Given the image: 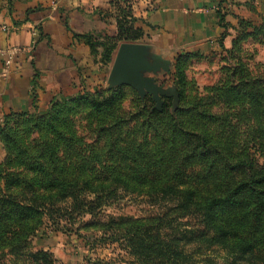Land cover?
<instances>
[{
  "label": "trees",
  "instance_id": "16d2710c",
  "mask_svg": "<svg viewBox=\"0 0 264 264\" xmlns=\"http://www.w3.org/2000/svg\"><path fill=\"white\" fill-rule=\"evenodd\" d=\"M229 3L235 1L220 0L217 11L224 29L218 44L226 51L240 40L233 36L225 45L230 29L239 32L228 15L240 26L247 23ZM135 21L122 7L117 37H84L94 50L102 45V58L110 61L118 41L143 37ZM253 28L264 33V21ZM193 55L178 53L174 59L172 83L180 98L175 113L172 97H163L159 110L150 95L137 112L125 111L126 96L137 94L121 85L54 100L39 114L14 112L0 118L7 151L0 163L1 256L56 264L52 252L29 251L31 239L46 221L89 216L85 228L121 243L145 263L189 264L195 252L218 247L230 264H264V78L240 65L209 95L189 102L184 69ZM217 104L235 110L215 114L210 109ZM13 117L24 118L27 130L38 136L30 143L20 140L6 122ZM77 119L90 137L74 129ZM121 195L142 196L181 216L197 215L203 229L175 228L167 215L105 214L104 207ZM91 264L116 263L97 259Z\"/></svg>",
  "mask_w": 264,
  "mask_h": 264
},
{
  "label": "crops",
  "instance_id": "0c3cea01",
  "mask_svg": "<svg viewBox=\"0 0 264 264\" xmlns=\"http://www.w3.org/2000/svg\"><path fill=\"white\" fill-rule=\"evenodd\" d=\"M230 1V0H229ZM236 3V0H234ZM220 0H0V118L14 112H44L54 100L115 85L113 68L123 45L141 50L149 65H174L178 53L208 55L220 50ZM229 6L236 8L234 4ZM132 12L143 37L120 40L110 61L85 35L99 41L119 34L121 8ZM236 25V19L228 15ZM226 37L230 46L233 29ZM19 52L6 65L7 51ZM171 72V71H170ZM143 75L160 83L164 71ZM172 76V74H171ZM158 78V79H157ZM160 80V81H159ZM163 100V97H162ZM164 101V100H163Z\"/></svg>",
  "mask_w": 264,
  "mask_h": 264
},
{
  "label": "rangeland",
  "instance_id": "374dc122",
  "mask_svg": "<svg viewBox=\"0 0 264 264\" xmlns=\"http://www.w3.org/2000/svg\"><path fill=\"white\" fill-rule=\"evenodd\" d=\"M236 8L232 10L247 23L236 25L239 32L233 33V36L240 37L236 48L232 51L220 50L206 55H193L185 65V77L187 83V100L195 101L199 97L207 96L211 93L210 88L222 84L228 80L232 69L243 65L244 70L251 72L253 76L264 78V33H256L253 26H259L264 21V0H236L234 3ZM170 75L166 81L160 77V83H172L174 73V65L170 70ZM129 90L136 92L137 95L128 94L123 101L125 111L137 112L144 101L137 89L132 86L125 85ZM176 88V86L173 84ZM177 90V88H176ZM178 93V92H177ZM152 98V95H150ZM76 97V96H75ZM62 98L57 101L63 102L67 99ZM154 109L156 108V101ZM164 101L162 100V104ZM180 107V98L178 101L172 102L171 111L173 113ZM211 112L215 114H223L225 112L234 111L232 107H226L222 104L213 105ZM35 112V111H34ZM39 111L33 114H39ZM4 119L1 120L3 122ZM7 125L13 128L19 136L20 140L30 143L36 138V132H29L22 117H13L6 121ZM74 129H78L80 135L88 138L87 130L84 122L77 119ZM242 131H246V126H241ZM7 155L4 141L0 135V163L4 162ZM105 214L114 216H129L134 218H153L157 215H167L172 220L175 228H194L198 232L202 231L201 218L197 215H179L178 212L170 210L161 203H153L147 198L136 195H121L110 205L104 207ZM90 217L84 219L78 217L74 221L61 220L58 223L47 222L40 227L36 235L29 243V251L45 250L52 252L56 259V264H91L97 259L111 261L116 264H149L138 260L133 256L127 248L119 242H111L107 235L101 232L89 230L85 228L84 222ZM174 231V230H173ZM173 231L166 230L167 233ZM193 243H190V249ZM193 259L189 264H230L231 259L228 258L223 250L214 247L203 254L194 253ZM0 264H35L31 259L25 256H1ZM173 264V263H172Z\"/></svg>",
  "mask_w": 264,
  "mask_h": 264
},
{
  "label": "water",
  "instance_id": "95a60500",
  "mask_svg": "<svg viewBox=\"0 0 264 264\" xmlns=\"http://www.w3.org/2000/svg\"><path fill=\"white\" fill-rule=\"evenodd\" d=\"M143 70L149 72L164 71V75L170 74L169 65H149L141 55V50L128 45H123L116 58L113 68V78L115 85H129L139 91L144 96L152 95L156 101V108H162V97L170 96L174 101H178V93L174 86L164 89L153 77L143 75ZM158 79V78H157Z\"/></svg>",
  "mask_w": 264,
  "mask_h": 264
},
{
  "label": "built area",
  "instance_id": "2783aa9c",
  "mask_svg": "<svg viewBox=\"0 0 264 264\" xmlns=\"http://www.w3.org/2000/svg\"><path fill=\"white\" fill-rule=\"evenodd\" d=\"M19 49L20 48H18V47H13V48H11V49H9L8 51H7V53H8V58L5 60V64L6 65H11V59H12V56L15 54V53H18L19 52Z\"/></svg>",
  "mask_w": 264,
  "mask_h": 264
}]
</instances>
